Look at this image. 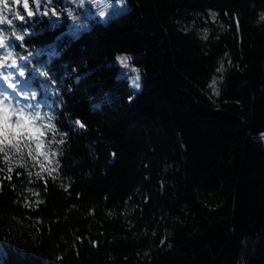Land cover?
<instances>
[{"label": "trees", "instance_id": "obj_1", "mask_svg": "<svg viewBox=\"0 0 264 264\" xmlns=\"http://www.w3.org/2000/svg\"><path fill=\"white\" fill-rule=\"evenodd\" d=\"M91 2L2 13L48 157L0 153V264H264V0Z\"/></svg>", "mask_w": 264, "mask_h": 264}, {"label": "snow or ice", "instance_id": "obj_2", "mask_svg": "<svg viewBox=\"0 0 264 264\" xmlns=\"http://www.w3.org/2000/svg\"><path fill=\"white\" fill-rule=\"evenodd\" d=\"M14 3L20 4L21 0H13ZM35 3L39 4L42 0H34ZM23 8L27 12V16H33V11L29 10V3L28 0H23ZM8 10V0H0V24L5 23V18L3 16V11ZM15 12V10H13ZM47 14V13H45ZM55 15V12L52 13ZM213 18L215 14L213 13ZM18 19H25L23 15H17ZM10 24L11 21H8ZM206 38V36H205ZM16 39L20 40L23 39L22 36L17 35ZM6 47V42L2 36H0V49ZM12 53L6 52L4 57H0V68H4L5 61L11 58ZM121 63L125 64L129 58H118ZM10 67H16V60H11ZM222 68L217 69V71H221ZM19 75L21 77L24 76V72L20 71ZM41 75H45V73L41 72ZM7 81L9 78L4 77ZM7 87L12 89L14 93H16V84L15 83H8ZM19 95V93H16ZM36 94L34 92L23 95L22 99H35ZM36 108V111H29V109ZM39 106H33L31 104L21 106L19 100L15 102L6 95L4 92H0V153L4 154V159L7 161L9 156L15 153L16 155H20L22 157V152L26 148L28 150L29 156L32 155L33 151H35V155L37 157L43 156L47 159L48 154L45 151V130L41 125V121L45 118L41 116L40 112L38 111ZM80 127H84L79 121H76ZM55 126L52 125L50 130H54ZM63 142V141H61ZM34 145V149L33 146ZM54 155V153H53ZM23 166V165H21ZM9 172L12 171L11 167L8 169ZM39 175V174H37ZM51 175V173H49ZM7 179H11L9 175ZM31 191V190H30ZM36 194V193H34ZM42 202V201H40ZM27 207L28 205L25 204Z\"/></svg>", "mask_w": 264, "mask_h": 264}, {"label": "rangeland", "instance_id": "obj_3", "mask_svg": "<svg viewBox=\"0 0 264 264\" xmlns=\"http://www.w3.org/2000/svg\"><path fill=\"white\" fill-rule=\"evenodd\" d=\"M73 1L77 2V0H73ZM91 1H94V0H85V4L92 3ZM95 2L98 3V6H95L94 10L102 14L101 16L103 20L121 11H124L126 9L123 0H95ZM87 16H90V14H88ZM118 58H130V55L124 54V53L118 54L110 61V63L117 64L118 66L117 75H123V74L126 75L128 84L133 90L138 89L140 87V79H139L140 76L137 71V68L132 66L128 62V59L126 61V66H125V64L121 63V61ZM217 79L218 78H213L211 81V86L213 87V89L216 86ZM11 98L14 102L16 101L14 97H11Z\"/></svg>", "mask_w": 264, "mask_h": 264}, {"label": "water", "instance_id": "obj_4", "mask_svg": "<svg viewBox=\"0 0 264 264\" xmlns=\"http://www.w3.org/2000/svg\"><path fill=\"white\" fill-rule=\"evenodd\" d=\"M264 136V131H262V132H260V133H258V135L255 137V138H261V137H263Z\"/></svg>", "mask_w": 264, "mask_h": 264}, {"label": "bare ground", "instance_id": "obj_5", "mask_svg": "<svg viewBox=\"0 0 264 264\" xmlns=\"http://www.w3.org/2000/svg\"><path fill=\"white\" fill-rule=\"evenodd\" d=\"M264 137V136H263ZM263 139V138H262Z\"/></svg>", "mask_w": 264, "mask_h": 264}]
</instances>
